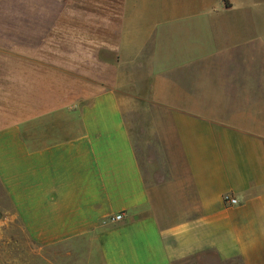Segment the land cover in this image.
Masks as SVG:
<instances>
[{
	"label": "crops",
	"instance_id": "obj_1",
	"mask_svg": "<svg viewBox=\"0 0 264 264\" xmlns=\"http://www.w3.org/2000/svg\"><path fill=\"white\" fill-rule=\"evenodd\" d=\"M227 1L80 0L46 29L118 42L88 60V102L0 129V184L32 243L89 239L104 264H264L263 15ZM122 94L150 103L161 180Z\"/></svg>",
	"mask_w": 264,
	"mask_h": 264
},
{
	"label": "rangeland",
	"instance_id": "obj_2",
	"mask_svg": "<svg viewBox=\"0 0 264 264\" xmlns=\"http://www.w3.org/2000/svg\"><path fill=\"white\" fill-rule=\"evenodd\" d=\"M74 2L80 0H0V129L16 123L28 125L39 109L88 102L97 91L92 79L95 69L88 60L93 59L96 47H102L96 53L101 59L112 60L113 55L104 47L116 45L118 37L46 32L62 26L65 17L79 6ZM247 5L263 15L264 29V0ZM261 40L264 49V35ZM261 75L264 91V50ZM122 97L135 110L131 133L144 173L149 182L161 180L165 162L156 139L150 103L128 94ZM256 102L263 104L264 100ZM260 110L264 112V108ZM0 264L104 262L89 239L47 247L32 243L15 221L11 203L0 184Z\"/></svg>",
	"mask_w": 264,
	"mask_h": 264
},
{
	"label": "built area",
	"instance_id": "obj_3",
	"mask_svg": "<svg viewBox=\"0 0 264 264\" xmlns=\"http://www.w3.org/2000/svg\"><path fill=\"white\" fill-rule=\"evenodd\" d=\"M223 200L226 204H229V205H235L237 204V199H235L233 196L227 194L223 197ZM123 219V214H118L116 215L113 220L114 221H121Z\"/></svg>",
	"mask_w": 264,
	"mask_h": 264
},
{
	"label": "trees",
	"instance_id": "obj_4",
	"mask_svg": "<svg viewBox=\"0 0 264 264\" xmlns=\"http://www.w3.org/2000/svg\"><path fill=\"white\" fill-rule=\"evenodd\" d=\"M225 1V4L227 5V6H229V3H228V1L227 0H224Z\"/></svg>",
	"mask_w": 264,
	"mask_h": 264
}]
</instances>
